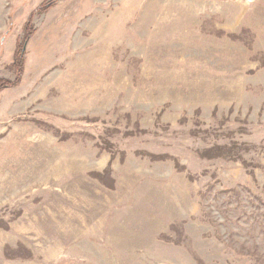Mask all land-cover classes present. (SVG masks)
I'll list each match as a JSON object with an SVG mask.
<instances>
[{"label": "rangeland", "instance_id": "rangeland-1", "mask_svg": "<svg viewBox=\"0 0 264 264\" xmlns=\"http://www.w3.org/2000/svg\"><path fill=\"white\" fill-rule=\"evenodd\" d=\"M0 81V264H264V0H0Z\"/></svg>", "mask_w": 264, "mask_h": 264}, {"label": "trees", "instance_id": "trees-1", "mask_svg": "<svg viewBox=\"0 0 264 264\" xmlns=\"http://www.w3.org/2000/svg\"><path fill=\"white\" fill-rule=\"evenodd\" d=\"M49 5H50V3L46 4V6H49ZM44 6H45V5H44ZM13 65H15V66H19V67H20V65H21V60H19L18 62H17V60H14ZM0 83H2V81H0Z\"/></svg>", "mask_w": 264, "mask_h": 264}]
</instances>
